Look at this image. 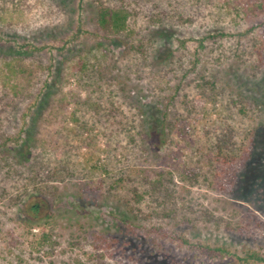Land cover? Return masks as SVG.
<instances>
[{
  "label": "rangeland",
  "instance_id": "rangeland-1",
  "mask_svg": "<svg viewBox=\"0 0 264 264\" xmlns=\"http://www.w3.org/2000/svg\"><path fill=\"white\" fill-rule=\"evenodd\" d=\"M115 2L0 0V264H264V1Z\"/></svg>",
  "mask_w": 264,
  "mask_h": 264
},
{
  "label": "trees",
  "instance_id": "trees-1",
  "mask_svg": "<svg viewBox=\"0 0 264 264\" xmlns=\"http://www.w3.org/2000/svg\"><path fill=\"white\" fill-rule=\"evenodd\" d=\"M98 1L100 4L98 5V9H97V13H96V23L98 25V28L102 32L116 33V34L121 33L122 34V33L129 31L130 17L134 16L133 12L129 11V9H127V7H122V8L118 7L116 5V2H115L117 0H98ZM12 70H13V68H12ZM7 78L11 79L10 77H7ZM202 80H203V78H202ZM184 107H187V106L184 105ZM188 115L180 116L181 118L179 120L183 121L185 119L184 121L186 122ZM122 124L123 123H121V125ZM172 129H173V132L175 134H178L181 136L183 135V133H186V131L184 130V127H182V126H177V125L173 124ZM233 133H234L233 131L227 130V131L222 132L220 134L214 135L213 141H211V139H209V136L211 134L208 133V129H207L206 141H209V144H210L209 149H211L212 153L216 151L214 162L217 163L216 164V167H217V171H216L217 176L216 177H217V179L218 178L222 179L223 176H225L226 174H228V177L230 178L231 175L233 174V171L236 168H238L239 166L243 165L244 162L248 158V154H249L248 150L240 151V153L237 152L238 148L236 147V144H234V142H233V139H234ZM229 145H231L234 149H230L228 147ZM226 149H228V150H226ZM227 156L229 157V159L227 158ZM93 168L96 169V166H93ZM102 171L108 173L109 170L105 169V166H104V169ZM190 173H194V172H190ZM109 174L113 175V173H111V172H109ZM219 182H221V181H219ZM38 209H39V207L35 206V207L31 208V211L33 213H37ZM133 226L134 225H132V227ZM149 230L153 233H156V232L161 233L162 236H163V234H168L165 231L161 230L160 228L159 229L153 228V229H149ZM169 237H171V239H173V240H178L182 244L187 243L186 241H184L185 239H182L178 235H171ZM209 252H212V249H209ZM220 252L223 253L225 251L222 250ZM263 260L264 259L260 255H258L257 253H252V254L247 253L244 256V258L239 259V262H241V263L249 262V261L262 262Z\"/></svg>",
  "mask_w": 264,
  "mask_h": 264
}]
</instances>
